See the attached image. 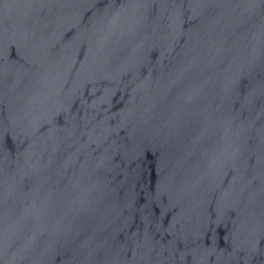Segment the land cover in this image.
Segmentation results:
<instances>
[{
  "label": "water",
  "instance_id": "water-1",
  "mask_svg": "<svg viewBox=\"0 0 264 264\" xmlns=\"http://www.w3.org/2000/svg\"><path fill=\"white\" fill-rule=\"evenodd\" d=\"M0 264H264V0H0Z\"/></svg>",
  "mask_w": 264,
  "mask_h": 264
}]
</instances>
